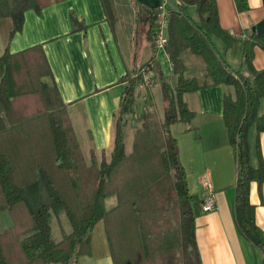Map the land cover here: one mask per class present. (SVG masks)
<instances>
[{
    "label": "trees",
    "instance_id": "obj_1",
    "mask_svg": "<svg viewBox=\"0 0 264 264\" xmlns=\"http://www.w3.org/2000/svg\"><path fill=\"white\" fill-rule=\"evenodd\" d=\"M54 0H0V19L11 17V38L23 28L25 12H41ZM194 3V19L182 3ZM112 18L111 0H104ZM239 10L248 0H236ZM159 6L141 4L138 21L147 23L152 57L120 77L125 82L115 114L110 155L92 149L90 161L77 138L68 103L56 82L46 77L52 69L42 42L0 55V210L9 209L13 223L0 230V264H80L93 253L94 227L103 221L113 264H203L196 238V216L204 192L192 191L172 125L189 121L195 110L184 93L216 83L233 86L224 96L223 116L237 166L233 213L237 228L263 254L264 230L256 222L251 185L264 180V164L251 160L250 131H264V68L254 63L255 46L264 47V33L244 39L243 56L234 67L218 49L213 34L225 48L238 39L224 28L216 0H177L169 9L165 50L173 83L156 56ZM72 29L86 23L71 12ZM201 55L204 78L185 74L182 52ZM149 65L155 75L145 80ZM150 70V69H149ZM159 83L164 117L157 116L151 88ZM147 88V110L136 113L137 88ZM153 107V108H152ZM134 122L132 149L127 151L125 127ZM196 136L200 134L196 128ZM116 195L108 207L106 200ZM64 210L71 230L52 236V217Z\"/></svg>",
    "mask_w": 264,
    "mask_h": 264
},
{
    "label": "crops",
    "instance_id": "obj_2",
    "mask_svg": "<svg viewBox=\"0 0 264 264\" xmlns=\"http://www.w3.org/2000/svg\"><path fill=\"white\" fill-rule=\"evenodd\" d=\"M161 1L111 0L113 14L109 18L104 0H54L41 12L27 9L23 28L11 38V17L0 19V55L7 48L17 51L43 43L52 69V75L46 79L56 82L68 103L69 115L88 161L92 149L99 154L105 149L107 156L110 155L115 114L119 111L125 88V82L120 81V77L134 66L145 63L154 52L147 37L148 24L138 21L139 5L159 6ZM216 2L221 25L238 37L226 49L223 38L212 35L218 49L231 63L234 50L243 56L244 39L255 31L253 25L264 18V0H248L250 7L246 10H239L236 0ZM176 3L177 0H171L169 7ZM182 6L194 19H199L194 3L183 2ZM71 12L86 23L85 28L72 29ZM161 49L156 52L157 59L164 64V71L171 81L176 83L177 76L171 73L167 52L165 48ZM254 54L257 68H264V47L256 45ZM182 58L187 76L204 78L206 63L201 55L187 48L182 52ZM149 74L151 78L155 75L151 68ZM151 89L154 101L158 87L154 84ZM232 90L231 84L222 82L185 92L184 99L195 110V115L185 121V126L178 131H175L178 122L173 123L172 131L179 139L182 161L186 158V166L187 163L190 165L188 181L191 184L192 176L195 184L192 191L204 192L206 185L202 178L207 175L210 178L208 187L216 198L214 209L201 210L196 216V238L202 263L264 264L262 252L241 234L233 213L237 166L223 116L225 93ZM147 98L146 86H138L136 113L149 108ZM196 128L199 138L194 133ZM134 130L131 119L125 127L126 147L128 140L132 145ZM259 140L260 151L257 129L253 126L250 146L251 160L255 165L261 158L264 164V131L260 133ZM183 145L186 147L185 154ZM250 198L256 206V222L264 230V180L261 185L252 182ZM94 253L93 247V253L81 255L79 263L82 264L83 256L94 259ZM102 258L105 259L104 264H113L111 252L110 256L103 254Z\"/></svg>",
    "mask_w": 264,
    "mask_h": 264
},
{
    "label": "rangeland",
    "instance_id": "obj_3",
    "mask_svg": "<svg viewBox=\"0 0 264 264\" xmlns=\"http://www.w3.org/2000/svg\"><path fill=\"white\" fill-rule=\"evenodd\" d=\"M158 47L159 46L156 47V52H158V50H162L160 47L159 48ZM233 53H234V58L232 59L231 64L237 68L240 65V61L242 59V54L239 52L236 53L235 50ZM165 63H166V61H165ZM160 65L164 71L165 70L164 64L162 65V63L160 62ZM165 71H164V73H165ZM166 75L169 76L168 74H166ZM0 79H1V75H0ZM155 85H157L158 91L154 97V101H155V103H154L155 108L154 109L156 110L157 116L160 117L161 119H163L164 101H163V97H162L161 91H160L159 86H158L159 83H156ZM138 104H139V102H138ZM263 108H264V105H263ZM130 120H131V117L129 116V121ZM185 124H186L185 121H178V125L175 128V131H178V129L185 126ZM127 135L129 136V133ZM128 142L129 143H128L126 149H127V151H130L132 148V145L130 143V140H128ZM183 152H184V154L186 153V147L184 145H183ZM184 162L183 163L187 169V175H188V172L190 171L189 170L190 165L187 163V166H186V158L184 159ZM188 183H189V181H188ZM194 185L195 184L192 182V176H191V184L189 183V187L191 190L194 189ZM115 203H116V195H111L106 200V204L109 208L112 207ZM12 223H13V217H12V214L10 213L9 209L0 210V230L5 229L6 227L11 225ZM51 225H52V229H51L52 236L56 239H59L64 232H68L72 228L70 221L68 219V216L64 210H62L58 214H56V213L53 214ZM92 244H93L94 251H95L94 259L90 258L89 256H83L82 257V264H104L105 259L104 258L101 259V257L103 254H109V256H110V251H109L107 237H106V233H105V229H104V223L102 220L97 222V224L94 227V231H93V235H92ZM52 264H61V263L60 262H53Z\"/></svg>",
    "mask_w": 264,
    "mask_h": 264
},
{
    "label": "built area",
    "instance_id": "obj_4",
    "mask_svg": "<svg viewBox=\"0 0 264 264\" xmlns=\"http://www.w3.org/2000/svg\"><path fill=\"white\" fill-rule=\"evenodd\" d=\"M171 0H162L159 5V12H158V33H157V45L160 48H165V44L168 40V33H167V27H168V20H169V6H170ZM150 67L147 66L145 69V80L147 83H150L151 76L149 74ZM203 182L206 185V189L204 190V198L201 201V209L203 211H209L216 207V198L213 193V191L208 187V183L210 181V178L206 175L202 178Z\"/></svg>",
    "mask_w": 264,
    "mask_h": 264
},
{
    "label": "water",
    "instance_id": "obj_5",
    "mask_svg": "<svg viewBox=\"0 0 264 264\" xmlns=\"http://www.w3.org/2000/svg\"><path fill=\"white\" fill-rule=\"evenodd\" d=\"M254 26V29L257 33H264V18L257 22Z\"/></svg>",
    "mask_w": 264,
    "mask_h": 264
}]
</instances>
